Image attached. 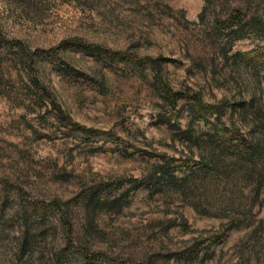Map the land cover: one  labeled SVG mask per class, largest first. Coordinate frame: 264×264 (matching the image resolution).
Wrapping results in <instances>:
<instances>
[{
	"label": "rangeland",
	"instance_id": "1",
	"mask_svg": "<svg viewBox=\"0 0 264 264\" xmlns=\"http://www.w3.org/2000/svg\"><path fill=\"white\" fill-rule=\"evenodd\" d=\"M263 140L264 0H0V264H264Z\"/></svg>",
	"mask_w": 264,
	"mask_h": 264
},
{
	"label": "trees",
	"instance_id": "2",
	"mask_svg": "<svg viewBox=\"0 0 264 264\" xmlns=\"http://www.w3.org/2000/svg\"><path fill=\"white\" fill-rule=\"evenodd\" d=\"M242 22V16H241V12L240 11H236V13L232 16H230L227 20L224 21H220L219 23L224 24L226 26H233V25H238ZM32 59V58H30ZM29 59V60H30ZM149 65H151L152 67L156 68H160V60L159 59H152V58H147L146 59ZM208 108V111H210L213 114H218V119H221L223 112L220 110L219 107L215 106V105H208L206 106ZM221 131H219V129H215L213 134H211L209 136V141L216 145L218 148L217 150L219 151H223V152H245L248 153L249 155L254 154L255 151L258 150V147H260V145H255L254 142H252V140L245 138L244 136H242L241 138H237L234 139L233 137L231 138H226L224 135H221ZM235 136L239 135L238 133H232ZM189 136V137H188ZM187 137L190 141L193 140V136L191 133L187 134ZM235 140V143L234 141ZM264 141V140H263ZM21 199L22 194L20 195ZM90 201V200H89ZM39 208V204L37 202H32L27 200L26 203H24V206L22 208V214L24 216L25 219V224L23 226V230H21V234L18 238L17 241V257L21 258H25V257H34V252H35V248H36V241H37V237H36V230L32 229L30 226L29 220L31 219V215L29 214L30 211H34L35 213H37V209ZM40 209V208H39ZM64 220L66 222H64L65 227L70 228L72 227L69 223V221L67 220V216L64 218ZM82 247V244H78L77 243V248ZM80 250V249H79ZM81 257H82V263L83 264H109L108 262H105L102 258L101 255L98 254H90L86 249L81 248ZM39 264H67V261L62 258V256L57 257L56 259L54 258H50L48 260H46L45 258H40L39 259Z\"/></svg>",
	"mask_w": 264,
	"mask_h": 264
}]
</instances>
